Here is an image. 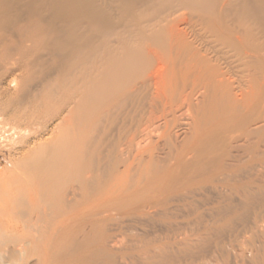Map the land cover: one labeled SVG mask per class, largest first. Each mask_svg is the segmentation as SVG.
I'll return each instance as SVG.
<instances>
[{"label":"bare ground","instance_id":"1","mask_svg":"<svg viewBox=\"0 0 264 264\" xmlns=\"http://www.w3.org/2000/svg\"><path fill=\"white\" fill-rule=\"evenodd\" d=\"M2 148L0 264L103 261L111 208L142 218L173 203L249 220L264 246L263 176L240 177L230 154L264 159V0H0Z\"/></svg>","mask_w":264,"mask_h":264},{"label":"rangeland","instance_id":"2","mask_svg":"<svg viewBox=\"0 0 264 264\" xmlns=\"http://www.w3.org/2000/svg\"><path fill=\"white\" fill-rule=\"evenodd\" d=\"M17 73L18 72L8 75L7 78H5V83H3V85L5 86L6 81ZM9 91L11 92L12 88H10ZM182 118L183 120L180 118V120H177V123H175L171 128V135L173 137L174 135L177 136L176 142L178 145L183 142L184 138H188L192 131L190 120H188L185 116ZM2 122L4 124L11 125L12 120H10L8 116L4 115ZM40 126H43V123L34 122L33 125L26 127V131L22 130L21 133H30L29 138L32 139L34 138V136L31 137L33 132L42 128ZM160 131L161 130L158 132L157 130L156 132H153L152 139H154L152 141L158 140ZM20 137L21 136L18 138L20 139ZM11 138L9 137L5 139L6 141L4 144H6L7 147H9L10 144L20 147L21 141L16 139L11 141L13 142L11 143L9 141ZM115 139L116 136L114 140L112 137L110 142H104V153L109 148H113L112 146ZM7 142L10 144H7ZM142 142L141 146H146L148 144L146 141L142 140ZM162 142V140H158V148L156 150L158 153H155L160 157H164L165 152H167L166 149H164V151L161 149L163 148ZM121 143L123 147L127 146L126 137L121 141ZM234 144L235 143H233V145ZM189 145H191V143L187 142L186 147ZM163 152L164 154H161ZM146 154L147 153L144 155L146 156ZM230 154L231 159L234 156L233 158L236 157L237 159H241L243 163L239 172L240 177L243 176L259 179L260 175H262L263 178H260L263 180L261 182L264 183V159L263 161H260L257 158L249 160L245 153L236 151H231ZM9 158L7 149L2 148L0 151L1 169L7 166L9 167L12 162ZM226 163L234 164L231 160H226ZM212 170L214 171L215 168H210V170L207 171L212 172ZM194 208L195 207H182L180 203H173L166 210L165 214L160 211L161 209H156L158 211L155 210L151 213V215L149 214L151 217L145 216L142 218H139L138 216L122 218L120 216V211L129 209L128 207L111 208L110 212L107 213L110 217L104 225L105 231L112 236L108 242L109 251L103 254V261L101 258H98L96 259L97 262L95 261L93 264H256L255 261H251L253 259L250 258V250H252L253 253L256 250L260 251L262 247L264 248V246L263 240L261 238L258 239V237H256L257 239H252L250 237V242V234L245 232L246 227L249 224V220H237L230 226H225L221 215L215 216L214 211L210 209L211 206L198 205L195 209ZM260 209L262 208H255L254 213L261 211ZM194 210L197 212L196 214ZM197 214H199V216ZM216 220L219 222H215ZM219 227L222 228L221 233H217L215 231ZM204 229H209L206 230L209 233L205 234L203 232ZM250 243H253V245L251 246ZM147 244L149 246H146ZM254 247L256 248L254 249ZM246 248L247 250H245ZM159 261L163 263H160ZM167 261L169 262L167 263ZM34 262H36V256L32 255L29 258V264H33ZM81 263L82 262H75L74 264Z\"/></svg>","mask_w":264,"mask_h":264}]
</instances>
